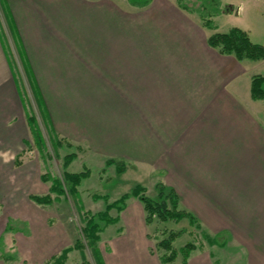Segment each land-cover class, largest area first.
I'll return each instance as SVG.
<instances>
[{
    "label": "rangeland",
    "instance_id": "1",
    "mask_svg": "<svg viewBox=\"0 0 264 264\" xmlns=\"http://www.w3.org/2000/svg\"><path fill=\"white\" fill-rule=\"evenodd\" d=\"M184 1L192 10L202 8L201 0ZM82 2L90 6L81 22H73L80 29L75 40L79 47L74 44L64 60L52 62L55 70H47L40 80L45 110L15 54L23 109L20 104L18 123L12 118L8 124L16 129L15 145L4 147L0 163V264H52L50 257L75 241L85 248L70 252L65 264H94L81 233L85 212L105 211V203L93 196H107L112 203L139 185L146 196L159 201V183L173 188L180 208L195 215L201 231L219 235L224 247L208 245L187 221L146 226L141 204L130 198L119 223L99 234L96 246L105 264H162L156 244L164 229L186 230L173 243L175 249L188 242L197 246L187 264H264V101H252L249 95L251 78L264 74V59L238 62L228 56L237 67L232 78L218 80L219 86L211 84L214 80H192L194 109L185 117L190 121L182 138L171 142L157 129L161 120L154 114L155 103L140 100V87L132 82L154 80L150 74L144 77L150 72L145 71L146 58L162 50L164 41L181 39L175 43L184 50L192 43L183 41L187 36L206 45L211 35L236 28L253 44H263L264 0H220L212 30L196 12L182 10L177 0H152L143 9L130 7L126 0ZM57 71L68 75L55 80ZM152 90L147 85L142 92ZM169 101L161 105L167 123L186 113L179 111L175 118L178 109H188L184 102L178 106ZM26 115L35 118L44 152L34 145ZM56 139L63 141L57 148L51 143ZM69 154L75 159L65 170L63 158ZM109 160L122 162L125 172H116ZM65 171L88 174L78 188L81 207L69 196L49 206L30 200L48 193L50 181L42 182L41 177L61 179ZM109 215L118 216L115 210ZM8 224L12 229L4 233ZM172 264H182L181 258Z\"/></svg>",
    "mask_w": 264,
    "mask_h": 264
},
{
    "label": "crops",
    "instance_id": "2",
    "mask_svg": "<svg viewBox=\"0 0 264 264\" xmlns=\"http://www.w3.org/2000/svg\"><path fill=\"white\" fill-rule=\"evenodd\" d=\"M89 6L90 3L83 4L82 0H0L1 164L4 147L15 145L12 138L15 136L14 130L16 129H11L12 126L8 124L11 122L10 120L13 122L16 118L15 123H18L21 104L16 82L19 80L16 73L17 58L20 57L29 79L36 81L43 100H46L40 80H44L43 75L47 70L49 74L51 69L55 70L52 62L64 60L63 54L72 53L74 44L79 47L80 43H76L75 40L80 34V29H76L73 22H81L84 14L89 11ZM84 7L85 9H83ZM177 40L181 41V39H172L171 44H167V41L162 42V50L157 49L152 57L146 58L145 71L150 72H144V77L150 74L154 80L144 81V84L139 80H133L132 82L139 85V90L135 88L134 83L131 84L132 90L134 88L137 90L140 100L155 103L154 114L161 120L157 129L160 130L162 139L166 142L174 141L177 137L181 139L185 133L184 125L190 121L185 117L190 118L192 115L190 113L194 109L191 107V94L193 95L196 89H193L192 80H207V83L214 80L211 84L219 86L218 80L232 78L237 67L234 62L228 59V56L220 59L222 56L213 54L207 43L203 45L199 39L195 40L193 37L187 36L183 41L193 44L187 43L183 46L184 50L180 49L178 43H175ZM15 54L18 56L17 58ZM70 59L77 62V59L72 56ZM80 66L83 68V64ZM85 68L87 67L85 66ZM65 75L68 74L57 71L53 79L57 80ZM147 85H149V90L152 88L153 90L142 92ZM165 101L171 102L172 105L177 101L178 106L180 102H184L188 109H178L173 114L175 118L179 111H186V113H179V119L167 123V119H163L164 114L161 109L162 102ZM45 105L47 107V101Z\"/></svg>",
    "mask_w": 264,
    "mask_h": 264
},
{
    "label": "trees",
    "instance_id": "3",
    "mask_svg": "<svg viewBox=\"0 0 264 264\" xmlns=\"http://www.w3.org/2000/svg\"><path fill=\"white\" fill-rule=\"evenodd\" d=\"M129 6L136 9H143L149 6L152 0H126ZM178 6L187 12H196L198 16L203 20V25L207 29H216L213 19L217 17L220 6V0H201V9L197 11L190 9L184 0H177ZM225 10L221 14H224ZM206 43L208 47L216 50L220 55L232 56L238 62L243 59L250 61H259L264 59V43L261 45L253 44L248 35L236 28L230 29L226 33H215L211 35ZM31 88L33 93L38 94V104L43 110L46 109L45 102L42 98L38 85L34 80L31 81ZM249 95L252 101H264V74L256 75L251 78ZM26 122L28 129L32 135L34 145L39 153L45 151V142L41 131L36 124L35 118L30 115H26ZM25 145L28 142H23ZM53 147L57 148L62 145L63 141L56 139L51 142ZM19 156L16 157L15 162ZM75 159L74 154L66 155L63 158V168L66 170L70 163ZM108 165H114L116 172L119 174L125 172V166L122 162H114L112 160L107 161ZM87 172L70 173L65 171L61 179L58 178H46L41 177L42 182L50 181V187L46 195L30 196V200L37 205L49 206L53 201H57L59 197L69 196L76 204L81 207L79 202L78 188L82 181L87 178ZM158 192L159 201H154L145 195V188L142 186H135L130 193H126L120 196V198L112 203L108 202L107 196H93L95 201L102 200L105 203V211L102 214H92L85 212L82 217L81 229L82 237L86 241V245L91 249V254L94 260V264H105L96 244L99 242V234L103 233L108 226L116 225L119 223V214L126 209V201L130 198L136 199L142 206L144 213V223L146 226L152 225L154 222L167 223L173 222L175 224L182 221H187L190 228L200 230L201 226L194 214L182 210L179 206V196L173 188L166 187L164 184L159 183L156 186ZM54 195V197H52ZM110 210L117 212V217H111L109 215ZM81 211V209H80ZM11 225H6L4 233L10 231ZM186 230L172 231L165 229L160 232L162 239H160L156 247L162 254L159 256V260L162 264H172L179 257L182 264H187V261L192 252L197 249L194 242H188L179 249L173 247V243L178 240ZM200 237L210 246L224 247L225 242L219 241V235L210 237L207 233L200 230ZM3 243L0 238V246ZM85 246L81 241H75L74 245L62 249L60 254L50 258L52 264H65L67 256L73 250L83 251ZM85 261V260H84ZM84 264H86L84 262Z\"/></svg>",
    "mask_w": 264,
    "mask_h": 264
}]
</instances>
